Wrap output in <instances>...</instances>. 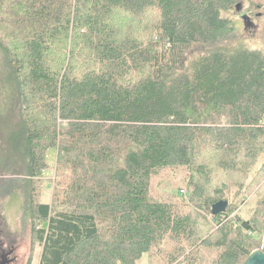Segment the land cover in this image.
Wrapping results in <instances>:
<instances>
[{
	"label": "trees",
	"instance_id": "obj_1",
	"mask_svg": "<svg viewBox=\"0 0 264 264\" xmlns=\"http://www.w3.org/2000/svg\"><path fill=\"white\" fill-rule=\"evenodd\" d=\"M236 1L0 0V120L38 264H242L262 247L264 50L237 41ZM51 149L53 204L33 186ZM167 169L186 194L156 192Z\"/></svg>",
	"mask_w": 264,
	"mask_h": 264
},
{
	"label": "rangeland",
	"instance_id": "obj_2",
	"mask_svg": "<svg viewBox=\"0 0 264 264\" xmlns=\"http://www.w3.org/2000/svg\"><path fill=\"white\" fill-rule=\"evenodd\" d=\"M242 4L241 11L236 10V5ZM250 15L251 26L245 25L242 15ZM232 18L237 30V41L243 42L251 48L264 50V0H237L234 8L224 13ZM128 28V27H126ZM196 52L191 54L194 56ZM6 65L2 50H0V108L7 106L10 100L4 88ZM7 94V95H3ZM4 106V107H3ZM4 122L0 120V243L7 248L14 247L9 255V264H38L41 248L35 243L33 225L29 220V212L24 208V188H17L25 176L26 163L23 151L15 146V143L6 148ZM48 165L39 177L33 180L34 197L36 201L54 203L57 199V187L60 180L61 169L58 163L57 149H51L48 153ZM19 179H15V178ZM15 180V186L13 179ZM188 174L185 170L167 169L155 178L154 189L157 193L180 192L187 193ZM22 186V185H21ZM160 194V193H159ZM61 200V199H60ZM252 202V201H251ZM248 204L241 206V213L248 216ZM264 236V235H263ZM263 242V240H262ZM138 264H147V256L141 258Z\"/></svg>",
	"mask_w": 264,
	"mask_h": 264
},
{
	"label": "water",
	"instance_id": "obj_3",
	"mask_svg": "<svg viewBox=\"0 0 264 264\" xmlns=\"http://www.w3.org/2000/svg\"><path fill=\"white\" fill-rule=\"evenodd\" d=\"M241 8H242V4L238 3L236 5V10L240 12ZM242 17L245 20V25L247 27L249 25L250 15L243 14ZM227 206H228V200H220L213 204L212 212L213 214L224 212ZM242 264H264V236H263L262 247L253 250L248 255V257L242 262Z\"/></svg>",
	"mask_w": 264,
	"mask_h": 264
},
{
	"label": "flooded vegetation",
	"instance_id": "obj_4",
	"mask_svg": "<svg viewBox=\"0 0 264 264\" xmlns=\"http://www.w3.org/2000/svg\"><path fill=\"white\" fill-rule=\"evenodd\" d=\"M253 23L249 21V26H251ZM14 247H6L5 245L0 243V264H9L10 259L9 255L13 252Z\"/></svg>",
	"mask_w": 264,
	"mask_h": 264
}]
</instances>
